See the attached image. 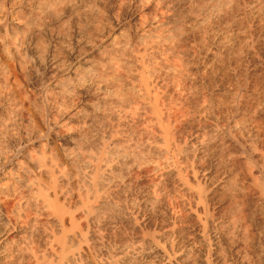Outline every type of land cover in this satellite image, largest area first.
I'll return each instance as SVG.
<instances>
[{
	"label": "bare ground",
	"instance_id": "1",
	"mask_svg": "<svg viewBox=\"0 0 264 264\" xmlns=\"http://www.w3.org/2000/svg\"><path fill=\"white\" fill-rule=\"evenodd\" d=\"M260 113L264 0H0V264H256Z\"/></svg>",
	"mask_w": 264,
	"mask_h": 264
},
{
	"label": "rangeland",
	"instance_id": "2",
	"mask_svg": "<svg viewBox=\"0 0 264 264\" xmlns=\"http://www.w3.org/2000/svg\"><path fill=\"white\" fill-rule=\"evenodd\" d=\"M263 114V115H262ZM258 121L262 124H264V113H260L258 115ZM252 202V201H251ZM254 204V203H253ZM252 203L249 202H246V217H247V220H248V225L250 227V230L252 232H250V246L252 247V250L253 251H260L259 247L257 246V242H258V239H257V229L259 228V226L261 225V221L258 217V214H255L256 212H253L251 210V207L253 206ZM254 231V232H253ZM254 235H253V234ZM256 264H264V256L261 257V259L259 260V262H257Z\"/></svg>",
	"mask_w": 264,
	"mask_h": 264
}]
</instances>
